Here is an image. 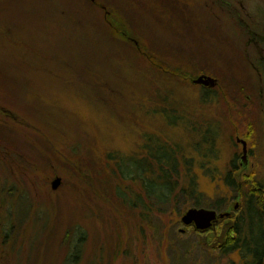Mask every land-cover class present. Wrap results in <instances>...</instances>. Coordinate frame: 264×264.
<instances>
[{
  "label": "rangeland",
  "instance_id": "374dc122",
  "mask_svg": "<svg viewBox=\"0 0 264 264\" xmlns=\"http://www.w3.org/2000/svg\"><path fill=\"white\" fill-rule=\"evenodd\" d=\"M157 143L194 198L121 176ZM231 163L264 187V0H0V264H239Z\"/></svg>",
  "mask_w": 264,
  "mask_h": 264
},
{
  "label": "trees",
  "instance_id": "16d2710c",
  "mask_svg": "<svg viewBox=\"0 0 264 264\" xmlns=\"http://www.w3.org/2000/svg\"><path fill=\"white\" fill-rule=\"evenodd\" d=\"M151 148L149 154L153 164L149 166L144 159L128 163L122 161L121 166L117 164L121 176L131 180L138 179L144 195H153L161 202L171 201L176 198L177 193L194 198L196 185L189 163L182 164L183 181H180V167L174 150L163 143L154 144ZM235 170L236 166L231 163L224 184L234 191L239 207L218 252L226 255L236 251L239 264H264V187L255 180L238 181L234 176ZM147 174L151 177L148 178ZM72 258L75 261L77 256L73 254Z\"/></svg>",
  "mask_w": 264,
  "mask_h": 264
},
{
  "label": "water",
  "instance_id": "95a60500",
  "mask_svg": "<svg viewBox=\"0 0 264 264\" xmlns=\"http://www.w3.org/2000/svg\"><path fill=\"white\" fill-rule=\"evenodd\" d=\"M193 83L202 84L205 86H213L215 84V80L207 75H199L195 79L192 80ZM242 143V159H245V143ZM59 182V178H55L52 181L51 186L56 187ZM228 213H217L214 209H206L203 207H189L181 216V221L183 224H193L194 227L198 230H205L209 228L214 220L217 217H222L227 215Z\"/></svg>",
  "mask_w": 264,
  "mask_h": 264
}]
</instances>
